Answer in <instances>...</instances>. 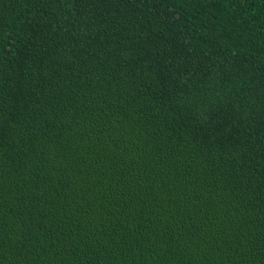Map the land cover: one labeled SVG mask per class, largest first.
Segmentation results:
<instances>
[{"label": "trees", "instance_id": "trees-1", "mask_svg": "<svg viewBox=\"0 0 264 264\" xmlns=\"http://www.w3.org/2000/svg\"><path fill=\"white\" fill-rule=\"evenodd\" d=\"M0 264H264V0H0Z\"/></svg>", "mask_w": 264, "mask_h": 264}]
</instances>
